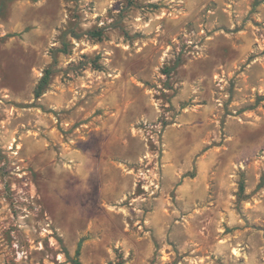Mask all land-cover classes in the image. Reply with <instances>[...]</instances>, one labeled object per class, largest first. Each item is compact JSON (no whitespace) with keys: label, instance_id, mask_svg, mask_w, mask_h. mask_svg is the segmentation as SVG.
I'll list each match as a JSON object with an SVG mask.
<instances>
[{"label":"rangeland","instance_id":"374dc122","mask_svg":"<svg viewBox=\"0 0 264 264\" xmlns=\"http://www.w3.org/2000/svg\"><path fill=\"white\" fill-rule=\"evenodd\" d=\"M263 178L264 0H0V264H264Z\"/></svg>","mask_w":264,"mask_h":264},{"label":"crops","instance_id":"0c3cea01","mask_svg":"<svg viewBox=\"0 0 264 264\" xmlns=\"http://www.w3.org/2000/svg\"><path fill=\"white\" fill-rule=\"evenodd\" d=\"M187 132L185 130H177L168 132L167 135H165L166 140V147L169 148V156H166L164 159L166 161V164L163 165V173H164V179H169L170 176H172L173 171L176 169L175 165L173 164V161H178V154L182 153H192L195 154L196 149L191 148V146L187 147V143L183 140L187 136ZM102 147V146H101ZM207 155H204L203 157H200L196 161V166L198 169H207L209 165L205 164V158ZM170 161V162H169ZM95 168H98L97 166ZM188 183H184L181 187L182 190H185ZM154 216L158 213V209L155 208Z\"/></svg>","mask_w":264,"mask_h":264},{"label":"trees","instance_id":"16d2710c","mask_svg":"<svg viewBox=\"0 0 264 264\" xmlns=\"http://www.w3.org/2000/svg\"><path fill=\"white\" fill-rule=\"evenodd\" d=\"M88 35H90L91 37H97V38H100L101 37V32L100 31H93V32H89L87 33ZM74 38H79L78 35H73ZM62 45H63V48L59 51L61 53H66L67 52V44L64 40H62ZM52 75V70L51 69H46L41 80L39 81L35 91H34V96L36 99L40 98L42 96V94L45 92L47 86H48V83H49V80H50V77ZM263 100V99H262ZM264 183V178L262 179V183ZM261 184L259 186H261ZM242 189V187H241ZM80 247H81V243H79L78 245V248H77V251H76V254H75V258L72 260V264H81V262L79 261V252H80Z\"/></svg>","mask_w":264,"mask_h":264},{"label":"built area","instance_id":"2783aa9c","mask_svg":"<svg viewBox=\"0 0 264 264\" xmlns=\"http://www.w3.org/2000/svg\"><path fill=\"white\" fill-rule=\"evenodd\" d=\"M159 139V138H158ZM157 139V140H158ZM157 158H158V156H157ZM155 166H156V168L158 167V162L155 164ZM149 171V170H148ZM145 175V172H142L141 174H140V176H139V181H138V184L144 179V176ZM145 186H143L142 184H141V188H144Z\"/></svg>","mask_w":264,"mask_h":264}]
</instances>
